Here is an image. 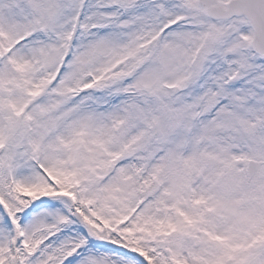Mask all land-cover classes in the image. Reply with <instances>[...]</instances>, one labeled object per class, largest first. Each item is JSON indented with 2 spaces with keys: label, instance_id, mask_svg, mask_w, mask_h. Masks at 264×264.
I'll list each match as a JSON object with an SVG mask.
<instances>
[{
  "label": "snow or ice",
  "instance_id": "obj_1",
  "mask_svg": "<svg viewBox=\"0 0 264 264\" xmlns=\"http://www.w3.org/2000/svg\"><path fill=\"white\" fill-rule=\"evenodd\" d=\"M0 264H264V0H0Z\"/></svg>",
  "mask_w": 264,
  "mask_h": 264
}]
</instances>
